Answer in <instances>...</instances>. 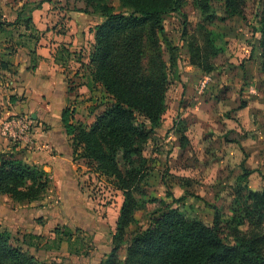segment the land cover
I'll return each instance as SVG.
<instances>
[{"label": "rangeland", "instance_id": "obj_1", "mask_svg": "<svg viewBox=\"0 0 264 264\" xmlns=\"http://www.w3.org/2000/svg\"><path fill=\"white\" fill-rule=\"evenodd\" d=\"M101 5H107L115 12L131 10L122 7L116 0H103L91 6L83 0H0V21L3 22L0 31V81L4 82L5 71L17 77V68L28 64L30 71L33 65L35 68L38 64L40 57L36 55V48L45 31L37 30L36 25L55 24L61 32L67 20L76 16L75 22L82 26L87 38L77 43L73 53L67 48V42L59 43L54 52L55 63L65 68L68 76L75 71L81 74L74 75L76 79L67 76L69 84L77 83L91 90V93L87 90L90 97L86 99L89 104L85 109L86 115L97 116L109 109L113 100L99 85L92 83L90 76L94 27L104 20ZM222 5V0H211L209 11L202 14L191 0H184L180 13L163 17L166 43L175 48L178 60L168 70L171 83L166 93V111L162 122L142 148V159L133 157L134 168H139L145 177L134 191L139 209L133 214L134 222L124 230L125 242L135 232L147 228L150 214L162 206V200L171 203L169 194L176 200L180 199L171 203L173 208L190 219L210 223L214 216L213 208L230 215V211L237 206L235 195L242 189L243 182L239 176L244 168L252 172L247 178L248 187L253 191L264 189V77L259 70V35L254 34L240 18H226ZM29 9L41 10L33 15ZM199 27L222 35L227 42L225 51L214 60L215 69L210 73L197 71L189 63V45L198 39ZM168 45L163 44L166 62ZM76 60L83 61L76 63ZM205 77L208 81L201 90ZM9 86L6 87V94L0 96V108L2 112L9 109L14 115H8L3 122L23 115L32 121L34 127V111L26 109L29 97L25 96V91H22L23 94L10 93L13 89ZM8 103L14 108L10 109ZM140 122L144 123L146 130H150L146 122L139 119ZM118 162L124 172L120 157ZM86 165L90 173H97L95 164L87 162ZM98 174L93 181L89 178L88 182L94 186L93 203L88 200L90 196H84L86 210L81 214L82 220L67 213L61 222L50 223L45 235H35L30 241L23 242L5 228L0 231L7 232L13 244L22 247L38 261L103 264L111 255L114 238L118 236L124 195L117 189L114 178ZM50 189L35 201L52 196L57 199L56 192ZM47 194L48 197H45ZM95 194L96 198H93ZM78 201L81 202L80 199ZM5 202L11 208V201ZM16 202L14 207L26 205L25 202ZM62 210L66 213L68 209L64 207ZM87 211L98 214L101 219L88 217ZM42 219L35 217L40 226L44 225ZM128 249L125 244L117 250L123 263Z\"/></svg>", "mask_w": 264, "mask_h": 264}, {"label": "trees", "instance_id": "obj_2", "mask_svg": "<svg viewBox=\"0 0 264 264\" xmlns=\"http://www.w3.org/2000/svg\"><path fill=\"white\" fill-rule=\"evenodd\" d=\"M87 6L103 0H83ZM130 11L115 12L100 6L104 17L94 27V51L91 55V81L113 100L112 106L95 116L90 126L72 123L74 112L65 108L61 123L74 136L82 157L96 165L97 173L112 177L123 192L118 236L111 255L103 264H264V189L253 191L247 185L252 172L243 169L237 192V206L225 215L213 208L212 221L190 219L171 203L150 215L145 230L135 232L124 241L125 228L134 222L139 209L134 191L144 173L134 168L133 157L142 159V148L162 122L166 111V93L170 86L168 70L177 63L175 48L166 43L163 17L180 13L184 0H116ZM211 0H191L202 14ZM226 18H240L259 35V70L264 77V0H222ZM18 17V16H17ZM3 22L0 21V31ZM189 45V63L203 73L214 71V60L226 49L223 36L204 27L197 30ZM169 46L168 62L163 44ZM5 68L4 66H2ZM34 69V65H33ZM149 125L146 130L143 122ZM124 165L121 170L118 158ZM49 188V178L42 169L16 159L0 160V194L18 202L37 200ZM129 247L121 262L117 250ZM0 264H62L38 261L11 242L7 232L0 231Z\"/></svg>", "mask_w": 264, "mask_h": 264}, {"label": "crops", "instance_id": "obj_3", "mask_svg": "<svg viewBox=\"0 0 264 264\" xmlns=\"http://www.w3.org/2000/svg\"><path fill=\"white\" fill-rule=\"evenodd\" d=\"M40 10L29 9V12L34 15ZM42 13L44 12L42 11ZM75 19L76 16L70 17L61 32H58L60 28H56L55 24L36 25L37 30L45 31L44 38L36 48V55L40 57L38 64L30 71L27 69L28 64L17 68V77L13 74L10 76L5 71L4 74L7 76L3 78L4 82L0 81V96L6 94L8 85L11 90L13 89L10 93L23 94L22 91H25V96L29 97L26 109L34 111L32 117L35 120L33 130L28 136L17 139L4 136L1 123L4 118L14 115V113H10L9 109L8 112L7 109L2 112L3 110L0 108V160L16 159L29 166L42 169L48 175L50 191H55L57 196V199L52 196L49 199L25 202L26 205L15 206L17 208L15 209L13 205L17 202L9 196L0 194V229L5 228L8 232H12L22 242L30 241L35 235H45L49 224L61 222L67 213L82 220L81 214L86 210L84 196L86 198L90 196L88 200L93 203L91 196L94 186H91L88 181L89 178H92L91 181H93L94 177H98L99 174L90 173L86 165L89 161L82 157V149L76 147L74 136L67 135L61 123V113L65 108H71L74 112L72 120L74 125L90 126L94 122L96 114L89 116L85 113V109L89 105L86 99L90 97L87 90L89 93L91 90L86 89V86L81 87L77 83L69 84L66 80L68 72L65 68L57 65L54 59V52L59 43L67 42V48L73 53L76 51L77 43L82 42L84 37L87 38L83 34L82 26H78ZM90 37L92 39V36ZM27 61L28 57L24 62ZM80 61L76 60V63ZM189 67L193 68L191 65ZM194 68L196 67L194 66ZM186 69L189 70L188 67ZM196 69L200 71L198 68ZM74 75L80 76L81 74L75 71L68 78L76 79L77 76ZM18 80L21 81L19 84ZM31 98L39 99V101ZM9 106L10 109L14 108L11 107V104ZM92 164L94 165V163ZM94 196L93 198H96V194ZM45 197H48V194ZM79 199L81 202L78 201ZM8 200L12 203L11 208L5 202ZM87 206H89V202H87ZM64 207L68 209L66 213L64 212L65 214L62 212ZM86 215L93 219H101V217H97L98 214L95 215L89 211ZM35 217H43L41 222L44 221V225H38ZM83 220L88 222L87 219Z\"/></svg>", "mask_w": 264, "mask_h": 264}, {"label": "built area", "instance_id": "obj_4", "mask_svg": "<svg viewBox=\"0 0 264 264\" xmlns=\"http://www.w3.org/2000/svg\"><path fill=\"white\" fill-rule=\"evenodd\" d=\"M208 81L207 77L201 83V90H203L206 86V82ZM2 133L4 136L12 137L17 139L18 137L28 136L33 130L32 121L24 117L23 115H17L9 120H6L1 123ZM173 138V135H170Z\"/></svg>", "mask_w": 264, "mask_h": 264}]
</instances>
